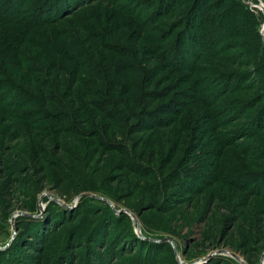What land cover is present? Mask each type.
<instances>
[{
  "label": "rangeland",
  "instance_id": "374dc122",
  "mask_svg": "<svg viewBox=\"0 0 264 264\" xmlns=\"http://www.w3.org/2000/svg\"><path fill=\"white\" fill-rule=\"evenodd\" d=\"M232 1L27 0L0 264H264V0Z\"/></svg>",
  "mask_w": 264,
  "mask_h": 264
},
{
  "label": "trees",
  "instance_id": "16d2710c",
  "mask_svg": "<svg viewBox=\"0 0 264 264\" xmlns=\"http://www.w3.org/2000/svg\"><path fill=\"white\" fill-rule=\"evenodd\" d=\"M26 2L27 0H0V60L4 63V65H6L7 62L5 58H10V57L15 58L18 61V63L15 64L17 65L16 69H18V66H20L21 63H23L21 62L22 57L19 54V52L21 51L14 49V46H11L12 49L11 50L10 45L12 44H15L17 46L21 45V43H16V40L22 39L24 35L31 32V27L33 23L31 19H29L28 17L22 14V8L26 4ZM196 2L198 8L196 17H199V15L202 13L215 14V12L217 11L223 13L229 9L231 4L233 5L235 4L234 1L232 0H196ZM44 5H46V3L40 6L37 5V7L41 8ZM35 16H39V15L35 14ZM43 19H48V16H44ZM11 25H15L13 27H16L17 31L15 29L13 31H9L12 30L9 29ZM10 35H14V36L11 37ZM26 39L27 38L24 37L22 42H25ZM27 71L28 70H26L25 72ZM22 83L23 85H27L30 90L35 89L33 83L27 84V79L24 78V75H23ZM19 90L20 93L23 94L24 91L22 89ZM42 95L43 97H45L44 92H42ZM0 103H7V99L1 100ZM3 113H4L3 111H0V120H1L0 126L2 127V129L5 130L7 126L4 128L3 122L5 116L3 115Z\"/></svg>",
  "mask_w": 264,
  "mask_h": 264
},
{
  "label": "built area",
  "instance_id": "2783aa9c",
  "mask_svg": "<svg viewBox=\"0 0 264 264\" xmlns=\"http://www.w3.org/2000/svg\"><path fill=\"white\" fill-rule=\"evenodd\" d=\"M247 5L249 6V7H251V8H256V9H260V11L261 12H263L264 13V3H260L259 5L258 4H256L254 1H247ZM257 12H259L258 10H257ZM260 13V12H259ZM261 14V13H260ZM263 15V14H262ZM261 34L262 35H264V22H263V24H262V26H261Z\"/></svg>",
  "mask_w": 264,
  "mask_h": 264
},
{
  "label": "water",
  "instance_id": "95a60500",
  "mask_svg": "<svg viewBox=\"0 0 264 264\" xmlns=\"http://www.w3.org/2000/svg\"><path fill=\"white\" fill-rule=\"evenodd\" d=\"M82 196V195H81ZM169 242H172L173 243V241L171 240V239H167ZM230 255L231 256H233L238 262H240L241 264H247L246 263V261L241 257V256H239V255H237V254H235V253H232V252H230ZM211 256H213V254H211L210 256H208L207 258H206V260L207 259H210V257ZM205 259L203 260V261H206Z\"/></svg>",
  "mask_w": 264,
  "mask_h": 264
}]
</instances>
